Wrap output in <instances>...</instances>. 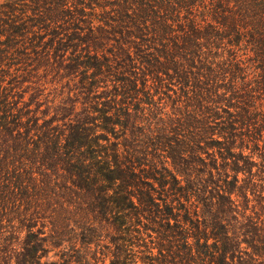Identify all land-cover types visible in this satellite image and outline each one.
Segmentation results:
<instances>
[{
  "label": "trees",
  "instance_id": "obj_1",
  "mask_svg": "<svg viewBox=\"0 0 264 264\" xmlns=\"http://www.w3.org/2000/svg\"><path fill=\"white\" fill-rule=\"evenodd\" d=\"M81 59L121 99L55 126L45 91ZM154 92L178 95L176 117L135 110ZM262 139L264 0L0 5V264H72L43 262L49 239L99 246L108 228L111 264L135 263L134 248L157 249L151 264H264Z\"/></svg>",
  "mask_w": 264,
  "mask_h": 264
},
{
  "label": "rangeland",
  "instance_id": "obj_2",
  "mask_svg": "<svg viewBox=\"0 0 264 264\" xmlns=\"http://www.w3.org/2000/svg\"><path fill=\"white\" fill-rule=\"evenodd\" d=\"M9 0H0V5L7 2ZM111 48V45H106L104 47L103 53L105 56L99 57L101 61L104 62L103 57H108L109 61L113 59V56L108 54L107 50ZM90 50V51H89ZM88 51L85 50V46L83 48L79 49V52H81L80 55L85 56L87 52L89 56H94V52L90 48ZM98 55H102L99 53ZM90 61L96 62L95 60L90 59H81L80 61H71L69 64V71L67 73V76L62 77H52V84L47 86V90L45 91V96H49L48 98V106L50 107V118H54L55 120H61L56 121L54 125L56 126L59 124V126H62L63 124H67L70 122L75 121L76 119H80L84 117L85 115H89L90 117L95 118H101L100 113H95V109L102 110L104 104L106 105L109 102L114 101L116 99L119 101L121 99L120 96L116 95L118 92L116 89H118L119 85L114 83L115 79L113 76H99L94 79V75L96 74L95 69H85L84 63L86 62L87 65L90 64ZM89 62V63H88ZM81 64L82 66H79ZM114 64V63H113ZM115 66V64H114ZM93 84H96L97 87L94 89ZM139 88L142 87L141 80L138 81ZM150 84V83H149ZM176 90V88H175ZM178 92V90H176ZM86 92H91V95L88 96ZM152 94V93H151ZM180 95V91L177 93ZM178 95H176L173 92H170L168 95H155V92L153 93V97H148V95L144 96L143 94H140L139 98L134 100L132 102L133 105L136 104L135 110L139 113L141 109H145V112L149 114V110L152 111L154 109H158V111L155 112L157 121L163 117V119H168V117H176L174 114H178ZM29 97V95L26 97V99ZM93 98H95L93 100ZM98 98V99H97ZM43 99V97L41 98ZM93 100V101H92ZM139 100V101H138ZM183 101L185 102V98H183ZM157 105V108L155 107ZM185 105V103L183 104ZM45 108V107H44ZM106 108V106H105ZM104 108V109H105ZM132 111H133V107ZM109 109V107H107ZM135 113V112H133ZM137 113V114H138ZM163 113L162 115H159ZM140 115V114H139ZM112 116V115H111ZM114 119V117H112ZM58 122V123H57ZM97 125L105 126L104 123V117H102L101 120L96 121ZM121 128L117 127L116 131H119ZM103 132V131H100ZM121 132H118L117 135H120ZM117 135L109 134L111 141L115 142ZM119 141H122V139H119ZM264 145V139H262V142H260V146ZM212 153V152H211ZM214 153V151H213ZM216 153V152H215ZM246 154H250V151H247ZM255 156H258L256 154ZM204 158H207L206 155L203 156ZM208 159V158H207ZM255 162L258 163L259 166L263 168L262 159L259 157H255ZM210 162V158L208 159ZM170 164V161H169ZM170 168H172L170 166ZM254 172H257L256 169H254ZM259 176L264 178V175L258 174ZM244 176L240 175V179H243ZM258 184H260L262 187H264V180L258 181ZM241 206H245V201L243 198L239 199ZM73 209V207L69 208ZM68 217L71 218L70 221H68V230L74 229V216L68 215ZM45 225L47 226L44 231L46 232V236H49L51 234V227L49 225V222H45ZM39 228H41V225L39 223ZM137 230H140L141 234H144V238L147 239L148 242H150L151 239H154V236L152 238L149 237L147 233L144 232L143 226H137ZM136 230V231H137ZM137 233V232H136ZM107 235H116L114 229L108 228V230L104 229L102 232V238L99 242V246L94 244H91L90 246H84L80 243V241H73L70 242H62L60 246L54 247L53 242L49 239V242L46 245L47 248V254L46 257L43 259V262H53V261H59L62 254H72L74 257L71 259L72 264H111V261L113 258L111 257L110 250H114L115 247L110 243L111 239L110 237H106ZM137 235V234H136ZM24 236V233H23ZM21 236V237H23ZM58 240V238H55ZM138 240H133V243H137ZM155 241V240H153ZM74 248L72 251L71 249ZM79 252V255L76 253H73L75 251ZM143 250V249H142ZM140 250L139 248H134V253H132V260L136 261V264H145L141 258H148V262L146 264H151V259H155L159 256V252L157 249L152 250V253H146L144 251ZM80 257V262L78 263V258ZM130 263V264H135Z\"/></svg>",
  "mask_w": 264,
  "mask_h": 264
}]
</instances>
